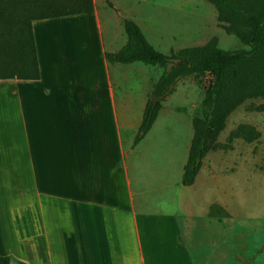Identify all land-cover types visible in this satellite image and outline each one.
Here are the masks:
<instances>
[{"label": "crops", "instance_id": "obj_1", "mask_svg": "<svg viewBox=\"0 0 264 264\" xmlns=\"http://www.w3.org/2000/svg\"><path fill=\"white\" fill-rule=\"evenodd\" d=\"M85 19L97 39L93 48L82 42L76 53L67 38L82 41V33L43 28ZM124 19L98 14L94 6L91 14L34 21L39 78L0 79L1 255L27 264L227 261L217 259L227 239L219 243L189 218L181 221L182 210L190 216L189 198L167 213L138 189L136 149L155 121L134 139L158 77L152 65L107 59L127 42ZM132 73L145 77L141 95L117 96ZM200 170L189 190L199 188ZM209 203H203L207 225L221 229L207 219ZM225 251L231 258V247Z\"/></svg>", "mask_w": 264, "mask_h": 264}, {"label": "rangeland", "instance_id": "obj_2", "mask_svg": "<svg viewBox=\"0 0 264 264\" xmlns=\"http://www.w3.org/2000/svg\"><path fill=\"white\" fill-rule=\"evenodd\" d=\"M93 3L98 14L134 20L154 48L166 55L210 43L227 51L247 48L235 35L225 31L216 9L205 0H93ZM43 28L56 33H82V41L77 36L67 38L75 53L82 42L86 43L85 48H93L97 39V30L91 20H65L54 27ZM58 50L61 52L62 48ZM177 61L173 59V63ZM167 68L152 65V76L156 72L159 79ZM209 81L208 75L177 77L169 85L167 96L158 101L160 109L155 123L136 149L135 160L140 163L136 174L141 177L138 189L150 192L151 203L157 204L158 211L167 213L176 212L179 201L189 198L190 216L182 210L180 219L186 224L189 218L199 226V231L204 227L219 243L227 239L221 244V254L217 253V259L227 260L222 264H264V111L254 109L264 105V99L246 100L230 113L218 141L227 143L229 133L240 123L254 126L259 137L251 143L237 138L228 150L209 151L200 170L199 188L193 191L181 184L193 135L191 121L201 112V101ZM144 85V75L132 73L116 89V95L138 97ZM205 201L217 204L220 212H226L221 217L207 213L209 222H218L221 229L207 225L203 216ZM179 239L181 241V237ZM228 246L233 251L231 258L225 251Z\"/></svg>", "mask_w": 264, "mask_h": 264}, {"label": "trees", "instance_id": "obj_3", "mask_svg": "<svg viewBox=\"0 0 264 264\" xmlns=\"http://www.w3.org/2000/svg\"><path fill=\"white\" fill-rule=\"evenodd\" d=\"M217 11V18L226 32L235 35L246 49L222 50L215 44L181 49L166 55L147 40L141 27L132 19L123 20L126 44L117 52L108 53L111 62H142L162 65L163 71L151 94L160 96L177 77L208 75L210 81L201 101V112L192 118L190 139L181 184L192 185L203 159L209 151L228 150L234 139L247 143L259 137L256 128L240 123L232 130L227 143L218 141L226 127V119L249 99H264V0H205ZM93 0H0V79L39 78L37 51L32 24L34 21L70 15L91 14ZM186 59L176 64L173 59ZM159 102L149 100L143 111L134 142L149 131L159 113ZM264 111V105L254 107ZM221 209V208H220ZM215 203L209 205V216H225ZM10 256L0 254V264H9ZM20 264H27L20 262Z\"/></svg>", "mask_w": 264, "mask_h": 264}, {"label": "water", "instance_id": "obj_4", "mask_svg": "<svg viewBox=\"0 0 264 264\" xmlns=\"http://www.w3.org/2000/svg\"><path fill=\"white\" fill-rule=\"evenodd\" d=\"M180 63H187L186 59H182L176 62V64H180ZM170 90H168L166 93H164L162 96H157L155 94H151L150 95V100L152 102H157L159 101L161 98H164L167 96V94L169 93ZM9 264H20V262H18L17 260H15L14 258H10Z\"/></svg>", "mask_w": 264, "mask_h": 264}]
</instances>
